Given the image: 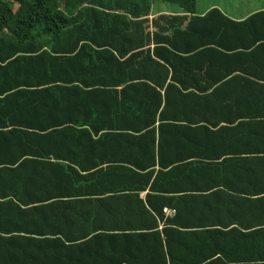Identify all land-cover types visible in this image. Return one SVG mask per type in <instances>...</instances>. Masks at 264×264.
I'll list each match as a JSON object with an SVG mask.
<instances>
[{"label":"trees","instance_id":"1","mask_svg":"<svg viewBox=\"0 0 264 264\" xmlns=\"http://www.w3.org/2000/svg\"><path fill=\"white\" fill-rule=\"evenodd\" d=\"M156 1L182 15L150 20ZM195 10L196 0H0V252L264 264L262 224L234 242L246 252H175L184 232L174 217L200 209L175 180L241 164L202 159L236 136L191 118L230 101L217 95L226 82L206 78L264 37V11L235 21Z\"/></svg>","mask_w":264,"mask_h":264},{"label":"crops","instance_id":"2","mask_svg":"<svg viewBox=\"0 0 264 264\" xmlns=\"http://www.w3.org/2000/svg\"><path fill=\"white\" fill-rule=\"evenodd\" d=\"M255 2L259 3L254 6L252 4L251 7L254 8L246 14L241 12L231 15L227 13L226 7L222 8V5L214 3H208L200 10L196 7L195 13L197 16H203L209 10L217 8L230 19L243 21L255 13L264 11V2L261 3L259 0ZM159 15L175 16L182 13L156 1L152 4L149 19H155ZM256 38L257 35L249 36L242 40V43ZM256 42L257 45L263 44L257 46L254 51L243 54L237 60H231L224 66L220 64L219 68H214L209 78H206L209 81L219 78L218 82H226L225 87L217 91V95L219 94L222 99L230 100L228 105H218L213 100L211 107L197 110L191 116L192 119L203 117L218 124V128L236 130V136L226 137L221 141L222 144L216 143L214 146L209 144V148L202 152V159L216 160L219 155L218 160L239 161L241 164L239 169H234L230 164L229 169L226 170L211 174H207L206 171L193 172L191 177L182 176V179L175 180L179 183L177 189L190 188L184 196H188L193 201L195 205L193 208L196 205L200 207L197 210L193 209L190 214L188 209L190 205L185 204V214L179 217H174V210H165V216L176 218L177 228L184 232L179 236L183 237L184 242L175 252H222V247H229L228 252H246L242 250V245L235 246L234 242H241L243 239L241 233L244 231L258 229L259 224L264 225V197H262L264 196V37L258 38ZM224 70L233 73H221ZM223 74L224 76L221 77ZM238 76L243 79H238ZM203 81L205 79H202ZM234 96H237L236 103ZM208 127L213 129L211 125ZM199 143L201 142L193 143L192 153L198 154ZM208 175L213 178L215 188L205 189L209 186ZM148 192L147 189L140 192L139 198L144 200ZM175 194L171 196L174 198L183 196L179 193ZM242 199L245 201H241ZM255 199L256 204L250 201ZM217 213L219 217H216ZM249 216H256V219ZM216 241H220L221 245L215 246ZM230 241L233 242L232 246H229ZM118 261L117 254L108 255L99 252L98 254L95 252H0V264H117Z\"/></svg>","mask_w":264,"mask_h":264},{"label":"rangeland","instance_id":"3","mask_svg":"<svg viewBox=\"0 0 264 264\" xmlns=\"http://www.w3.org/2000/svg\"><path fill=\"white\" fill-rule=\"evenodd\" d=\"M261 3L264 0H259ZM208 3L220 4L222 8L226 7L227 13L234 15L235 13H247L250 9L254 8L253 6L259 2H255V0H196L197 10H200L207 5ZM253 6L251 7V5ZM167 5V4H164ZM169 6V5H168ZM170 7V6H169ZM174 9V6H171Z\"/></svg>","mask_w":264,"mask_h":264}]
</instances>
